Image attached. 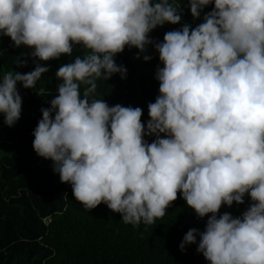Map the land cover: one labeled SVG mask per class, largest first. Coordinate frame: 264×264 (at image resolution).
<instances>
[{
    "label": "clouds",
    "instance_id": "1",
    "mask_svg": "<svg viewBox=\"0 0 264 264\" xmlns=\"http://www.w3.org/2000/svg\"><path fill=\"white\" fill-rule=\"evenodd\" d=\"M189 2L193 17L210 3L214 9L191 31H169L155 45L164 66L147 133L141 108L89 96L102 73L123 78L114 56L125 46L143 52L153 29L180 22L175 0H0V36L42 61L71 55L73 45L90 50L58 68V95L33 133L35 153L53 162L86 209L103 203L126 224L151 225L179 192L199 217L211 214L197 248L210 264H264V0ZM48 71L38 64L4 75L5 124L21 116L17 83L34 88ZM81 84L89 86L83 96ZM145 134L157 139L147 143ZM246 193L253 204L241 217L217 218ZM196 233H186L181 249Z\"/></svg>",
    "mask_w": 264,
    "mask_h": 264
},
{
    "label": "trees",
    "instance_id": "2",
    "mask_svg": "<svg viewBox=\"0 0 264 264\" xmlns=\"http://www.w3.org/2000/svg\"><path fill=\"white\" fill-rule=\"evenodd\" d=\"M175 4L180 22H165L153 29L149 33L152 43L143 52L125 46L114 56L116 64L126 69L123 78L116 73L105 79L102 73L95 80V92L89 96L90 101L104 99L109 106L141 108L146 133L148 104L160 95L156 73L164 66L155 45L163 43L169 31L182 30L185 25L191 31L205 22V15L214 9V3H210L199 17H193L189 0H175ZM32 51L25 45L15 46L8 36H0V81L8 72L29 73L38 64L49 68L34 88L26 89L17 83L22 110L13 126L5 124L0 113V264H210L197 248L199 233L205 231L211 214L199 217L181 193L164 217L153 224H126L120 213L112 212L103 203L86 209L74 198L71 185L60 182L53 162L35 153L33 133L42 119L41 109L51 107L50 101L58 95V85L62 83L56 71L78 56L86 57L90 50L73 45L71 55L49 61L39 60ZM145 56L150 59L145 60ZM86 87L89 86L80 85L81 96ZM159 136L167 138L163 133ZM143 139L152 143L157 135L145 134ZM243 200L222 205L217 218L224 213L241 217L253 204L247 193ZM191 229L197 230L196 242L181 249Z\"/></svg>",
    "mask_w": 264,
    "mask_h": 264
}]
</instances>
